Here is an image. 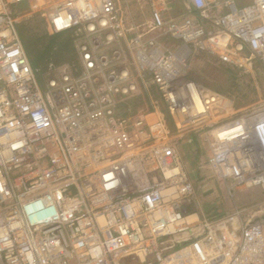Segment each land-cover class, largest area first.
<instances>
[{"label":"built area","instance_id":"obj_1","mask_svg":"<svg viewBox=\"0 0 264 264\" xmlns=\"http://www.w3.org/2000/svg\"><path fill=\"white\" fill-rule=\"evenodd\" d=\"M181 1L171 17L172 0H149L150 32L180 45L134 39L161 102L134 116L119 0H0V264H264V215H206L197 189L264 180V126H247L263 111L238 115L186 70L191 51L264 67V0ZM37 15L83 39L80 67L33 65L18 27Z\"/></svg>","mask_w":264,"mask_h":264},{"label":"rangeland","instance_id":"obj_2","mask_svg":"<svg viewBox=\"0 0 264 264\" xmlns=\"http://www.w3.org/2000/svg\"><path fill=\"white\" fill-rule=\"evenodd\" d=\"M172 1L169 7L171 17L186 12L185 6L180 0ZM247 1L234 0L237 6L243 5ZM119 2L124 10V17L121 19L123 21L122 28L128 32L115 43L113 48L122 52L124 63L132 64V72L141 90L137 96L126 102V106L132 109V115L139 116L152 111L155 106L161 105V102L159 92L150 80L151 75L149 72H138V70L136 72L135 67L138 60L134 39L137 36H142V42L153 39L157 45H161L166 49H175L180 45V42L166 34L158 35L159 32H150L148 24L151 18L152 6L149 0H119ZM219 8L222 11L225 7ZM18 28L24 38L25 46L32 56L43 52L49 44L48 38L44 36L46 34L53 35L48 31L47 23L40 15L25 19ZM131 39L132 51L130 49ZM82 40L81 37L75 36L72 32L64 34V38L58 42V48H61L63 44L67 48L57 54L56 60L60 61L58 65L69 63L74 68L80 67L81 59L76 46ZM103 52L104 54L108 53L107 51ZM70 56L74 58L71 59ZM186 67L187 75L191 79L229 97L233 101L234 109L238 115L253 111H264V67L260 62L253 61L252 66L246 68L238 67L231 62L227 63L221 60L209 51H191L186 60ZM40 68L44 73L47 70V68L43 69V66H40ZM199 157L201 159L202 156L197 155L194 159L200 162ZM203 160L206 162L207 158L204 157ZM250 182L249 184H239L236 181L211 179L199 183L197 189L201 195L202 212H205L206 215H218V219L226 214H239L243 221L263 216L264 186L262 183ZM230 229L232 230L231 227H226L221 232L226 233L224 232L226 230L230 232Z\"/></svg>","mask_w":264,"mask_h":264},{"label":"trees","instance_id":"obj_3","mask_svg":"<svg viewBox=\"0 0 264 264\" xmlns=\"http://www.w3.org/2000/svg\"><path fill=\"white\" fill-rule=\"evenodd\" d=\"M44 37L48 38L49 44L46 46V48L44 49L43 52L38 53V55L32 56L30 54V51H28V49H27L33 65L35 67L43 66L44 67L43 69H45L51 61H53L55 64L58 65L60 63V61L56 60V58L58 56L57 54L61 50H64L65 48H67L66 45L64 46V44L62 45L61 48L60 47L58 48V42L64 38V34H58V35L56 34V35H52V36L46 34V36H44ZM70 58L73 59L74 57L70 56ZM123 106H125V105L123 104Z\"/></svg>","mask_w":264,"mask_h":264},{"label":"crops","instance_id":"obj_4","mask_svg":"<svg viewBox=\"0 0 264 264\" xmlns=\"http://www.w3.org/2000/svg\"><path fill=\"white\" fill-rule=\"evenodd\" d=\"M181 1V0H180ZM182 2V1H181ZM183 3V2H182ZM228 230L224 231L226 233H223L224 235H227V232ZM220 235L219 233L215 234L214 236L212 235L211 238H210V242L216 240V238H219ZM180 254H183V259L184 260H187V259H191L192 257H195L197 255L195 254H198L197 252V249H196V246H193V245H188L187 247H185V249L181 250Z\"/></svg>","mask_w":264,"mask_h":264},{"label":"bare ground","instance_id":"obj_5","mask_svg":"<svg viewBox=\"0 0 264 264\" xmlns=\"http://www.w3.org/2000/svg\"><path fill=\"white\" fill-rule=\"evenodd\" d=\"M26 19H28V18H26ZM187 54V52L186 51H184V52H182V54L181 55H183V57L185 56ZM182 57V58H183ZM264 112V111H263ZM263 112H261L260 114H258V116H256V117H254L253 119H251L250 120V122H249V124H247V126L248 127H253L254 125L256 126L258 123H256L258 120H259V123L260 124H262V126H264V119H262L261 121H260V119L261 118H263L264 117V113ZM235 129L237 130V131H239L240 132V128H236L235 127ZM226 130V129H225ZM229 132V131H228ZM228 135H230L231 133H227ZM253 168V167H252ZM263 182L264 183V180H262V177H259L258 178V181H255V182ZM251 183V182H250ZM249 184V183H248Z\"/></svg>","mask_w":264,"mask_h":264}]
</instances>
